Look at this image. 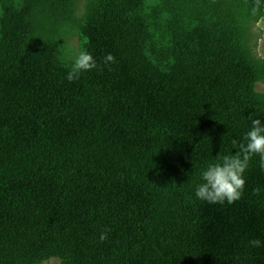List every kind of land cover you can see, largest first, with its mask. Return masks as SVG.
Masks as SVG:
<instances>
[{
    "label": "trees",
    "instance_id": "16d2710c",
    "mask_svg": "<svg viewBox=\"0 0 264 264\" xmlns=\"http://www.w3.org/2000/svg\"><path fill=\"white\" fill-rule=\"evenodd\" d=\"M58 1L74 15L78 0H0V264H264L248 244L264 245L258 156L239 201L195 196L202 170L264 122L250 93L264 59L203 21L159 47L143 0H96L82 27L103 71L69 82L48 15ZM240 3L247 30L264 0L255 13L256 0Z\"/></svg>",
    "mask_w": 264,
    "mask_h": 264
},
{
    "label": "rangeland",
    "instance_id": "374dc122",
    "mask_svg": "<svg viewBox=\"0 0 264 264\" xmlns=\"http://www.w3.org/2000/svg\"><path fill=\"white\" fill-rule=\"evenodd\" d=\"M93 1L96 0H78L74 15L65 13V4L58 1L48 14L59 30L58 42H56L58 55L65 65L71 66L74 56L85 49L86 37L82 25ZM141 6V13L148 20L155 40L160 41L159 47L167 48L170 45L179 25H182L181 30H183L203 21L221 36L230 51L234 53L240 51L243 55L256 59L255 64L264 59V14L257 20L248 22L247 30L246 27L241 29L245 11L244 8L241 10L240 0H143ZM231 16H236L237 19L234 18V21L226 24V19ZM245 33L246 37L241 43L240 36L244 37ZM158 50L160 51V48ZM152 58L160 64L169 62L166 53L163 54V58L158 53L153 54ZM253 90L250 91L251 97L258 105H264V80L254 81ZM38 264H63V262L58 258H50Z\"/></svg>",
    "mask_w": 264,
    "mask_h": 264
},
{
    "label": "clouds",
    "instance_id": "9594fccd",
    "mask_svg": "<svg viewBox=\"0 0 264 264\" xmlns=\"http://www.w3.org/2000/svg\"><path fill=\"white\" fill-rule=\"evenodd\" d=\"M259 7V0H256V7ZM103 66L109 67L116 63L112 54H107L103 58ZM103 68L97 64L91 53L86 49L80 50L73 58L71 66L67 72L66 79L69 82H76L85 72ZM232 144L236 151L234 154L218 155L215 163L208 164L200 174L201 182L196 186L195 196L199 200L210 205H231L242 198L245 191L246 180L244 178L249 164L254 156L259 157V167L264 172V122L260 119H252L251 127L243 137L242 142L233 140ZM260 186L252 189V195H260ZM110 229H105L99 235L101 242L108 239ZM251 247H261L262 241L253 239L248 242Z\"/></svg>",
    "mask_w": 264,
    "mask_h": 264
}]
</instances>
